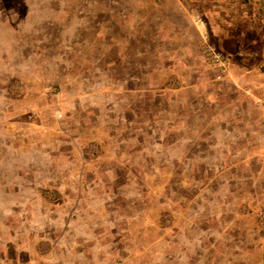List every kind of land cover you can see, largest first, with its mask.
Instances as JSON below:
<instances>
[{
	"label": "rangeland",
	"instance_id": "obj_1",
	"mask_svg": "<svg viewBox=\"0 0 264 264\" xmlns=\"http://www.w3.org/2000/svg\"><path fill=\"white\" fill-rule=\"evenodd\" d=\"M149 15L0 0V264H264V135Z\"/></svg>",
	"mask_w": 264,
	"mask_h": 264
},
{
	"label": "crops",
	"instance_id": "obj_2",
	"mask_svg": "<svg viewBox=\"0 0 264 264\" xmlns=\"http://www.w3.org/2000/svg\"><path fill=\"white\" fill-rule=\"evenodd\" d=\"M132 2L149 16L163 14L164 42L170 44L163 47L164 65L194 68L183 75V81L193 87L207 82L201 76L205 75L202 68L212 70L202 62L199 53L200 36L204 32L208 34L211 42L229 59L223 81L235 89L232 123L247 124L251 133L263 136L264 115L259 105L264 101V0ZM160 31L161 26L158 34ZM259 157L264 161V149ZM259 204V208L263 207L261 201Z\"/></svg>",
	"mask_w": 264,
	"mask_h": 264
},
{
	"label": "built area",
	"instance_id": "obj_3",
	"mask_svg": "<svg viewBox=\"0 0 264 264\" xmlns=\"http://www.w3.org/2000/svg\"><path fill=\"white\" fill-rule=\"evenodd\" d=\"M201 52L204 60L209 62L215 69L217 78H222L227 74L229 59L209 41L206 33H202L201 36ZM259 108L261 114L264 115V101L260 103Z\"/></svg>",
	"mask_w": 264,
	"mask_h": 264
}]
</instances>
